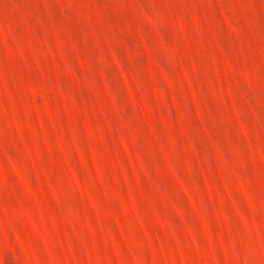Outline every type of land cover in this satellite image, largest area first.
I'll use <instances>...</instances> for the list:
<instances>
[{
	"label": "rangeland",
	"instance_id": "374dc122",
	"mask_svg": "<svg viewBox=\"0 0 264 264\" xmlns=\"http://www.w3.org/2000/svg\"><path fill=\"white\" fill-rule=\"evenodd\" d=\"M0 264H264V0H0Z\"/></svg>",
	"mask_w": 264,
	"mask_h": 264
}]
</instances>
